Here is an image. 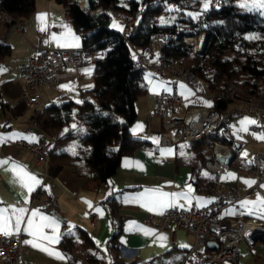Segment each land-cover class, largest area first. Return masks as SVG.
Listing matches in <instances>:
<instances>
[{
  "label": "crops",
  "instance_id": "0c3cea01",
  "mask_svg": "<svg viewBox=\"0 0 264 264\" xmlns=\"http://www.w3.org/2000/svg\"><path fill=\"white\" fill-rule=\"evenodd\" d=\"M38 14H47L46 24L55 26L48 27L46 31H40L42 25L38 20ZM20 17L25 24L23 33L17 30L14 23H0V43L10 47L9 55L0 62V66L7 69L6 72L0 73V133H20L24 138L0 143V160L10 158L11 161L26 166V170L35 175L41 183L29 194L18 182H13L14 178L12 172L8 170L9 166H0V207L27 208L29 212L25 215V221L34 209L59 219L60 232L63 235L60 242L52 247L67 258L56 259L24 243L29 253L23 261L16 264H95L96 261H90L88 255L104 259L109 264H191L183 262V256L194 242L192 235L180 229L175 236L179 249L173 250L171 245L174 236L169 230H156L143 222L148 214H160L165 209L149 210L142 203L125 202L146 190L160 189L167 193H178L186 191L189 186L193 189V199L191 202L180 199L175 207L190 208L194 205L202 207L210 204L215 198L214 174L204 166L206 155L202 157L199 154L201 149L198 146L183 143L162 145L160 143L162 122L157 123L147 119L146 114L153 110L156 95L164 89V87H156L153 90L154 86L166 82L167 87L170 88V83L152 77L150 84L148 79L147 93L140 97L143 100L138 98L135 101L137 115L130 125L132 135L142 140V145L122 157L116 173L108 183L93 179L94 172L90 167H78L68 162L67 157L60 155L66 152L64 149L57 148L47 164L37 162L28 151L20 149L16 142L20 139L37 142L49 136L42 122L39 121V115L41 113L45 115L48 107L61 106L68 102L76 105L83 103L86 99H94V94L90 92L94 86V68L82 66L72 70L63 69L57 84L42 87L46 109L28 108L22 99L25 85L21 72L22 65L28 60V55L34 50L46 47L59 50L76 48H61L55 42L45 43L53 32L59 34L66 31L65 28L60 27L61 24L67 25L74 35L80 38L78 48L82 47V34L73 26L66 7L58 0H35L31 14ZM85 69H90V73L86 74ZM202 80L206 82V85L202 83ZM193 82L201 90L193 86ZM193 82L191 85L179 83L180 94L183 91L180 85L183 84L193 91V95L190 96L187 92L182 95L187 102L178 109L176 117L182 118L191 106L212 108L216 103L208 96L210 86L205 79L199 77ZM69 84L72 85L71 90L61 87V85ZM194 90L203 96H195ZM195 97H202L201 103L191 105V99ZM203 101L211 102V106H207ZM73 109L78 111L75 106ZM244 117L256 120L255 115L233 117L230 120L232 136L228 145L232 148L235 158L224 171L223 180L226 184L239 188L245 195L243 201H255L258 194L264 198V187H262L264 183L253 189L254 183L249 186L244 182L245 179L254 181L247 176L245 162H248L256 153H264V140L256 139L252 135V133H261L255 124L248 125L247 132H240L237 135L233 126L238 129L239 121ZM154 138L158 140V143L154 142ZM162 149H171L172 154L162 155ZM245 152L246 157L243 155ZM26 196L27 203H25ZM113 196H117L119 200L116 221L120 222L121 226L114 246L110 240L113 236L112 220L109 215L111 204L107 201ZM91 212L97 213L96 226L90 224ZM237 217L264 221V215L259 213L256 206L242 207L241 203L226 209L220 216V220ZM132 223L140 228L129 230ZM69 225L75 226L70 234L68 233ZM24 226V224L21 225L20 231L23 234V242L32 239L23 231ZM80 229L87 232L88 238L94 242V245H91L89 240L86 241L87 237L81 235ZM142 229L153 231L146 234ZM46 231L50 232V229ZM160 235L165 236L166 240L161 241ZM66 237L73 239L71 250L66 249L63 244ZM181 245H188V247H181ZM196 250L207 254L210 249L198 246ZM226 264H264V239L256 240L252 249L242 241L238 260L229 261Z\"/></svg>",
  "mask_w": 264,
  "mask_h": 264
},
{
  "label": "built area",
  "instance_id": "2783aa9c",
  "mask_svg": "<svg viewBox=\"0 0 264 264\" xmlns=\"http://www.w3.org/2000/svg\"><path fill=\"white\" fill-rule=\"evenodd\" d=\"M2 1L0 0V4ZM227 1L210 0L209 8L202 11L192 25L181 29L161 30L151 38L145 48H132L130 54L136 69L146 68L153 77L170 83V91L163 89L156 95L152 110V116L162 122L160 143L164 146L181 143L198 146L207 157L204 166L214 174L215 198L210 204L202 207L194 205L190 208L170 207L160 214H148L143 221L150 228L169 230L174 236L171 245L173 250L179 249L175 236L180 229L192 235L194 242L183 256V262L191 264L236 262L242 241L252 249L256 240L264 239V221L241 217L220 220L226 209L238 206L245 197L239 188L230 186L223 180V173L230 162H222L220 159L227 158L233 152L228 145L232 136L230 120L233 117L255 115L257 121L255 126L264 133V88H255L233 78L227 79L226 75H222L218 64L211 63L201 56L208 45L210 18L226 5ZM182 7L180 0L166 4L169 10H178ZM97 10L98 13L95 12ZM105 12L115 16L122 27L121 36L131 46V39L139 27L138 19L145 14L144 7L133 13L99 7L92 10L91 14L99 16ZM0 23H14L20 33L25 29L24 20L6 10L0 11ZM249 36L260 38L249 39ZM263 39L264 34L258 32L242 35V41L234 46L232 57L250 61L252 64L260 63L264 60V44L257 41ZM175 47L186 49L187 55L173 53L172 48ZM105 53L104 48L84 49L83 47L63 50L46 47L32 51L21 67L25 85L22 99L25 105L30 109L45 110L42 87L57 84L63 69L99 66L104 61ZM223 56L225 57V53ZM195 63L196 66L205 69L203 75L193 67ZM251 68L259 70L258 66ZM249 69L245 70L252 75ZM262 70L263 67L259 71ZM199 77L209 83L208 96L215 102L228 103V106L224 110L191 106L182 118L176 117L178 109L187 102L179 92V83L191 85ZM263 77L264 75L261 76ZM194 94L203 96L196 90ZM59 138L60 136L55 133L37 142L20 139L16 145L28 151L37 162L47 164L52 153L59 146ZM249 161L252 163L245 162L246 173L254 180L253 189H256L264 183V153L254 154ZM89 219L90 224L96 226L97 213L91 212ZM210 241H215L218 248L209 250L207 254L196 250L198 246L208 248ZM28 253L22 233L8 236L0 234L2 264H16L23 261Z\"/></svg>",
  "mask_w": 264,
  "mask_h": 264
},
{
  "label": "trees",
  "instance_id": "16d2710c",
  "mask_svg": "<svg viewBox=\"0 0 264 264\" xmlns=\"http://www.w3.org/2000/svg\"><path fill=\"white\" fill-rule=\"evenodd\" d=\"M67 9L73 26L82 34V47L84 49L104 48L106 50L104 61L94 68V86L90 90L94 99L84 100L81 104L73 102L64 103L61 106L53 105L48 111L39 115V121L48 135L53 131L69 126L72 120L73 107H77L78 116L87 126V132L81 136L83 145L91 148L88 165L93 170V179L102 183H108L116 173L122 157L132 153L142 145V140L135 138L130 125L136 118L135 101L147 93L148 78L146 68H135L134 61L130 58L132 48H145L151 38L159 31L165 29H181L184 24L183 18L173 20L167 26L158 23V16L166 4L174 0H91L90 8L83 10L74 0H58ZM236 0H228L226 5L217 10L210 18L208 45L201 55L211 63H216L221 69L222 75L227 79L236 76L238 69L231 61L223 59L224 52L233 48L242 41V35L258 32L264 34V16L258 12L242 13L235 5ZM35 0H3L0 11L6 10L18 16H28L34 9ZM99 7L104 9L120 10L133 13L144 7L145 14L138 19V30L131 39V46L121 36L122 27L117 21V27H113L114 17L111 13H103L99 16L91 14L92 10ZM214 20L228 21V24H212ZM194 23L190 19V25ZM185 25V24H184ZM175 54L187 55L186 49L172 48ZM171 51V50H170ZM10 53V47L0 43V62ZM197 62V61H196ZM193 67L200 72H205L203 67ZM252 76L261 78L264 70L250 68ZM255 88L257 86L253 85ZM228 103L216 102L212 108L224 110ZM123 115V121L119 116ZM77 127L78 122L75 123ZM72 129V127H70ZM62 141L59 138V144ZM115 147L113 149L112 147ZM55 151L52 153L53 156ZM199 154L204 157L205 152ZM68 157L67 153H60ZM205 162L207 160L206 156ZM109 215L112 220L113 236L110 239L114 246L115 238L120 232V222L116 221L119 200L117 196L109 197ZM112 207V208H111ZM81 230V229H80ZM81 235L86 236V231L81 230ZM63 244L71 250L73 239L66 237Z\"/></svg>",
  "mask_w": 264,
  "mask_h": 264
},
{
  "label": "snow or ice",
  "instance_id": "6c2138e0",
  "mask_svg": "<svg viewBox=\"0 0 264 264\" xmlns=\"http://www.w3.org/2000/svg\"><path fill=\"white\" fill-rule=\"evenodd\" d=\"M210 0H204V8L207 9L209 7ZM240 7L247 9L248 11H258L260 14L264 15V0H241ZM47 14H38V20L41 22V28L40 31H46L48 27L55 26L53 25H47L45 21V17ZM189 16L196 17L197 14L194 13H188ZM161 23H165L163 19H161ZM60 27L65 28L66 31L61 32L59 34L52 33L50 36V39L45 41V43L49 42H55L58 47L64 48V47H80L79 40L80 38L71 31L70 28H68L67 25L61 24ZM113 27H117V25L114 23ZM122 30V29H121ZM249 39H259L260 37L257 36H249ZM7 69L3 66H0V73L6 72ZM86 74L90 73V69L84 70ZM149 83L151 84V74H149ZM62 88H68L69 90L72 89V85H61ZM156 87H164L165 91H170V89L167 87L166 82H161L160 84H157L154 86L153 90H155ZM180 88L183 90L181 92V95H184L185 92H187L189 95H191V91L187 89V87L183 84L180 85ZM79 102V101H78ZM204 104L207 106H211V102L209 101H203ZM257 124V121L250 117H244L239 121L240 127L236 129V126H233V128L236 130L237 135L240 132H247L248 125ZM72 129H77V125L73 124ZM140 127L139 125L137 126ZM67 132L68 129H65ZM133 131H136V129H133ZM252 135L256 139L264 140V133H252ZM18 138H24L22 134L20 133H9V134H3L0 133V143H6L8 141H13ZM154 142L158 143V140H155ZM69 151H72L73 154H75V145L72 146V148L69 149ZM162 155L172 154L171 149H162L161 150ZM243 155L246 157L247 153H243ZM248 163H252V161H248ZM9 166L8 170L12 172L13 174V182H18L22 188L26 189L27 192L30 194L37 185L41 183V181L33 174L29 173L26 170V166L19 164L18 162L11 161L9 159H3L0 160V166ZM234 176L235 174H231ZM246 184L251 186L254 181L251 180H244ZM264 187V185H262ZM193 189L189 186L186 191L178 192V193H167L163 192L160 189L155 190H146L144 193H140L137 197L132 198L131 200H126L125 202H137L142 203L143 206L148 207L149 210H164L169 207H175L177 206V201L180 199H183L185 201L191 202L193 199L192 196ZM196 199H202V198H196ZM28 202V197H25V203ZM248 205H254L259 209V213L264 215V198L260 197L259 194L257 195V199L255 201H248L244 200L241 202L242 207H247ZM182 206V205H181ZM29 210L25 207H0V234L3 235H13L15 233H19L21 231V225L24 224L23 231L27 233L29 236L32 237L30 240H25L24 243L30 244L35 248H38L39 250L45 252L46 254L53 256L56 259L64 260L67 257L55 250L52 246L56 245L60 242L62 238V233L60 232V220L57 219L54 216L45 215L40 212L39 209L31 210L30 215H28L27 220L25 221V215L28 213ZM74 225H69L68 227V233L70 234L72 232V229L74 228ZM133 228H140V226L134 225V223L130 224L129 230H133ZM46 229H50L49 231H46ZM146 234L151 233L153 230L151 229H142ZM159 239L161 241L166 240V237L163 235L159 236ZM181 247H188V245H181ZM179 259V258H177Z\"/></svg>",
  "mask_w": 264,
  "mask_h": 264
},
{
  "label": "rangeland",
  "instance_id": "374dc122",
  "mask_svg": "<svg viewBox=\"0 0 264 264\" xmlns=\"http://www.w3.org/2000/svg\"><path fill=\"white\" fill-rule=\"evenodd\" d=\"M180 1L182 2V5H183V7L181 9L169 10L168 8H164L162 10V12L158 16V23L161 26L165 27V26H167L166 24H171L173 22V20L178 19V18H180V19L183 18L184 24H185V25L184 24L181 25L180 28L190 26V19L192 18L193 21H195L197 19V17L199 16V14L202 11L206 10L204 8V0H180ZM240 3H241V0L235 1V5L238 7L239 12H242V13L258 12V11H248L247 9L241 8ZM209 6H210V2H209ZM188 13H194L197 15L194 18L193 16H189ZM262 16H264V15H262ZM161 19H163L165 21V23H161ZM114 23L115 24L117 23V19L115 17H114ZM215 23L228 24V21L214 20L212 22V24H215ZM257 42L258 43L261 42V44H264V39L262 41H257ZM234 49L235 48L233 47V48L226 50L224 52L225 57L222 56V58L224 57V59L231 61L233 64H235L234 65L235 67L240 66L243 68L245 66L244 68L249 69L251 67H255V66L257 67L258 66L259 70H261L262 67L264 68V60L261 61L260 63L257 62V63L252 64L250 61L240 59V58H237L234 56L232 57L231 54L234 53ZM253 50L255 51L256 49H253ZM149 74H151V80H152L153 75L150 71L147 70L145 73L146 78L149 77ZM234 77H232L234 80L249 84L250 86H253L255 84L257 87L264 88V77L254 79V77L252 75H250V73L246 70L243 71L242 69H238V72H237L236 76H234ZM202 83L204 85H206V82L203 80H202ZM192 85L197 87L195 82H193ZM197 89L201 90L198 87H197ZM259 90H261V89H259ZM191 95H193V91H191ZM200 99H202V97L192 98L191 99V101H192L191 105L200 104L201 103ZM138 100H143V99L139 98ZM146 115H147V119H149V120L155 121L157 123L161 122V120L152 116V110H150V112H147ZM72 118H74V120L71 121L70 127L73 124H75L76 122H78L79 126L77 127V129H70V127L67 126V127L62 128V129H57V130H55V132L53 131L54 134L55 133L58 134L62 139L58 148L66 150L65 153H67V155H68V157L66 158L68 162H72V163L76 164L78 167H86V166L89 167L87 159L91 155V148L83 145L80 141L81 136L87 132V126L85 125L84 121L78 116L77 111H75V109H73V111H72ZM118 118L120 121H123L124 116L121 115ZM65 129H68V131L66 132ZM73 145H75V154H73L72 151H69V149L72 148ZM112 148L115 149L114 146ZM113 253L115 254V252H113ZM82 257H83V255H82ZM88 257H89L90 261L95 260L96 261L95 264H109L104 259L94 258L93 255H88Z\"/></svg>",
  "mask_w": 264,
  "mask_h": 264
},
{
  "label": "water",
  "instance_id": "95a60500",
  "mask_svg": "<svg viewBox=\"0 0 264 264\" xmlns=\"http://www.w3.org/2000/svg\"><path fill=\"white\" fill-rule=\"evenodd\" d=\"M90 1L91 0H86V5H85V8L88 9L90 8ZM74 2L76 3V1L74 0ZM222 162H225V161H229L230 163L233 162L234 160V153L231 152L227 158H221L220 159ZM208 248L210 250H214V249H217L218 248V244L215 242V241H210L208 242Z\"/></svg>",
  "mask_w": 264,
  "mask_h": 264
},
{
  "label": "bare ground",
  "instance_id": "6f19581e",
  "mask_svg": "<svg viewBox=\"0 0 264 264\" xmlns=\"http://www.w3.org/2000/svg\"><path fill=\"white\" fill-rule=\"evenodd\" d=\"M77 4H79L81 7L85 8L86 5V0H75ZM96 13H98L99 11H95Z\"/></svg>",
  "mask_w": 264,
  "mask_h": 264
}]
</instances>
